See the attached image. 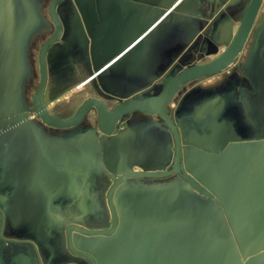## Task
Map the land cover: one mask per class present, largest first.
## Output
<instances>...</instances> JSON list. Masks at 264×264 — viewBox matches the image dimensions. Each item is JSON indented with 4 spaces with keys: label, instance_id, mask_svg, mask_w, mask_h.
I'll return each mask as SVG.
<instances>
[{
    "label": "crops",
    "instance_id": "crops-1",
    "mask_svg": "<svg viewBox=\"0 0 264 264\" xmlns=\"http://www.w3.org/2000/svg\"><path fill=\"white\" fill-rule=\"evenodd\" d=\"M75 1L88 14V22L92 20L90 10ZM169 1L164 0L160 6L155 1L146 2L145 5L152 6L154 13L159 15L163 10H168ZM134 2L142 4V1ZM234 4V0H182L179 6L185 13L183 25L190 28L183 48L190 44L196 46L206 38L213 43L233 40L234 25L227 22V12H233ZM95 8L98 12L97 3ZM121 9L120 4L114 2L107 12L116 15ZM135 11L138 16H149L141 8ZM222 15H226V20L222 21ZM173 18L176 17L168 11L160 18L163 19L160 24L155 26L159 18L154 21L142 39L121 59L127 62L131 55H135L142 61L150 47L151 64L156 62L159 56L155 47L160 45L156 41L162 37L161 27ZM85 28L88 29L86 22ZM249 37L243 52L227 70L185 86L173 109L170 108L172 105L168 108V113L177 122L185 146L184 172L205 179V170L199 164L205 162L204 166H208L215 159L211 172L216 176L207 183L216 181L231 190V194L224 197L226 191L215 189L221 207L226 208V199L231 205L239 202L242 200V190L259 178L263 181L261 190L255 195L252 211L243 224H254L252 235L247 237L258 240L256 245L259 252L264 250V52L253 43L256 38H252L251 34ZM86 39L95 64L93 37L90 34ZM108 90L112 93V89ZM34 96L33 107L23 112L24 116L10 123L0 120L1 132L17 127L11 132L6 149L0 146V157L3 151L6 152L0 158V197L8 194L6 201L0 199V264H18V260L22 261L21 264H91L69 250L67 230L73 225L91 231L110 230L113 214L108 194L115 180L129 168L134 172L148 170L149 173L159 172L167 164L171 168L174 162L173 137L158 115L142 112L124 117L111 136L98 137L92 127H87L86 133H83V127H86L83 124L67 129L51 128L38 116L30 120L25 118L35 110ZM120 97L129 99L127 95ZM46 101H49L47 96ZM215 117L220 120L215 121ZM138 122L144 123L137 125ZM153 122L156 125H148ZM120 125L124 126L123 130ZM152 137L161 144L157 147V159L148 165L140 143L143 140L147 145V154L153 155ZM189 161H193V167L188 170ZM250 171L254 174H250ZM236 178L239 179L237 183L230 180ZM34 180L41 182L43 191ZM173 180L182 179L177 175L158 180L134 177L120 183L112 194L119 218L114 235L107 238L89 237L72 230L73 248L96 258L97 253L91 245L101 244L98 253L108 259V263L98 261V264H112L115 257L122 253L124 258L118 264H176L174 254L181 248L190 245L221 248L215 243L216 239L204 237L199 231L182 232L184 227H168L162 231L169 234L156 235L147 241L140 239V242L121 235L126 234L124 230L127 228L125 202L130 207L126 217L132 218L134 225L143 223L146 226L150 222H163L168 216H175L178 201L183 204L186 197L184 200L174 195L164 197L160 189ZM162 197L164 200L160 201ZM225 217L233 220L234 211L225 210ZM120 229L117 246L113 243ZM33 230L39 232L33 234ZM176 231L178 233H174ZM108 239L112 244H104ZM175 239H178V243L173 245L171 240L175 242ZM221 257L219 255L214 262L196 264H221Z\"/></svg>",
    "mask_w": 264,
    "mask_h": 264
},
{
    "label": "rangeland",
    "instance_id": "rangeland-1",
    "mask_svg": "<svg viewBox=\"0 0 264 264\" xmlns=\"http://www.w3.org/2000/svg\"><path fill=\"white\" fill-rule=\"evenodd\" d=\"M51 1L0 0V120H4L6 123L24 116L22 113L30 111V107H33L32 97L36 94L40 83L39 51L55 30L49 14ZM250 1L237 0L232 6L234 10L227 18V22H230L229 24L233 22L234 25L232 38L240 26L243 10ZM219 5L221 6L222 3ZM259 9L261 12L258 11L250 34L252 38H256L253 43L264 52V11H262L264 0H261ZM57 10L63 23L64 33L62 39L50 50L48 55L49 85L46 96L49 101L57 99L70 91L72 87L74 88L85 81L95 72L97 66L90 56L89 43L87 44L86 38L89 35L85 28V19H88L89 16L86 11L82 10L75 0H65ZM15 12L18 16L16 23L12 21ZM221 19L222 21L226 20V15H222ZM183 24L182 18L176 16L173 20L168 19L162 25V37L156 41L160 45L155 47L159 57L153 64L149 57V47L144 59L136 67L129 61L126 65L116 63L83 89L54 106L50 112L64 119L72 116L88 98L101 99L108 104L109 109H112L123 100L120 95H127L130 99L157 95L162 88V79L167 73L176 75L194 66L206 64L213 59L211 56L221 54L227 49L230 40L211 43L204 47L203 42L197 43L196 46L193 44V47L190 44L185 50L183 42L187 39L186 34L190 28ZM15 31L18 33L17 38L14 35ZM183 51L185 55H183ZM108 88L112 89L114 94L108 93ZM181 91L172 100L171 109L176 104ZM96 120L97 113L92 110L81 123L86 126L83 127L85 129L83 133H86L87 127H92L98 137L102 136L98 132ZM141 123L144 122H138L137 125H141ZM148 125L156 124L153 122ZM120 127L123 130L124 126L120 125ZM142 142L144 141L142 140ZM167 168L170 170V166ZM155 173H160V171ZM250 174L253 175L254 172L250 171ZM262 174H264V170ZM174 180L168 181V186L160 188L163 196L174 195L181 200L186 197V201L183 204L178 201L179 207L174 212V217L168 216L163 222H150L144 226L142 231L131 228L137 238L147 241L146 236L152 235L155 231L156 235L160 236L169 234L162 231L168 227H184L182 232L199 231L203 233L204 237L216 239L215 243L221 246V253L223 258H226V264H238L240 260L244 263L249 258L250 264H264V250L246 260L240 250V244L248 245L250 243L249 238L243 236L240 230L246 216L252 211L256 200L255 195L263 186L261 178L241 191L243 195L239 202L231 205L226 199L224 202L226 208L222 207V212L211 201L219 200V194L209 197L198 192L184 180ZM210 187L214 190L226 191L224 197L231 194L229 188H225L224 185L216 181L210 182ZM159 200L163 201L164 198ZM158 203L160 202L158 201ZM225 210L234 211L233 220L225 217ZM126 227L130 228L127 224ZM123 257L122 253L120 258ZM120 258L116 257L112 264H118L122 260ZM175 262L180 264L176 259Z\"/></svg>",
    "mask_w": 264,
    "mask_h": 264
},
{
    "label": "water",
    "instance_id": "water-1",
    "mask_svg": "<svg viewBox=\"0 0 264 264\" xmlns=\"http://www.w3.org/2000/svg\"><path fill=\"white\" fill-rule=\"evenodd\" d=\"M181 1L182 0H178L174 4V7L171 5L172 8L170 11L174 17L176 16H179L181 18L184 17L183 15L185 13L182 12V9L179 6ZM64 2L65 0H52L51 1V4L49 6V14H50V19L55 26V31L42 45L40 52H39L40 84H39V87L35 95L36 98H35L34 106H36V108L38 109V117L40 118V120L48 127L55 128V129L73 128V127L80 125L84 121L85 117L87 116L89 112H91L92 110H95L97 113V126H98L97 128L99 132L103 134L104 136H111L112 134L116 132L117 130L116 128L118 124L124 117L132 116L136 112H142L147 115H158L164 121L168 129L170 130V133L174 140V152H173L174 162L170 170H168L167 168L168 164L165 168H163L160 171V173H149L148 170H145L144 172H134L132 171L131 168H129L131 170L128 169L127 171L123 172L115 180L108 194V202H109V205H110V208L113 214V220H114V224L111 230L91 231V230H86V229H83L75 225L70 226V228L67 230L69 250L73 254L77 255L78 257L87 259L88 261L91 262V264H98V261H96V259L92 255L73 248L72 241H71V231L78 230L85 236H89V237L107 238L113 235L118 228L119 220H118V215H117V212H116L113 200H112V194H113L114 189L123 181L130 179V178H134V177L144 178L148 180H158V179H165L173 175H177L182 180L186 181L191 186H193L198 192L204 193L208 195L209 197L217 195L216 191L210 187L209 183L202 182L198 180L197 178L191 176L189 173L184 172L182 165L184 162L185 146H184L182 137L180 135L177 122L172 117H170L168 113V108L170 107L172 100L178 95V93L186 85L196 82L198 80H201L203 78H206L208 76H212V75H216L221 72H224L232 65L234 59L239 54H241L245 48V45L249 38V34L251 32V29L254 25V21L258 14L261 0H251L250 3L244 8L238 31L234 39L229 42L227 49L221 55L213 58L210 62L206 64L186 69L179 74L170 75L169 73H167L166 76L163 77L162 79V88H161V91L157 95L148 96V97L139 98V99L138 98L127 99L123 97V100L117 103L115 107L112 109H109L108 104L105 101L92 97V98L86 99L71 117L67 119H60L55 114L51 113L50 110L54 106L59 104V102H61L64 98H66L72 92H75L78 88H80V86L87 83L89 80L94 79L95 77L98 76V74H102L104 71H106V69H108L115 63L114 62L113 64H110V66H106L100 71L96 69V72L92 76H90L89 79L83 82L81 85L75 87L70 92L62 95L61 97H58L57 99L53 101H49V102L46 101V93H47V86H48L47 85L48 84V54H49V51L63 37V23L60 19L57 9ZM167 9L169 10V6L167 7ZM191 16H193L192 13H191ZM162 20L163 19H160L159 22L155 24V26L160 24ZM85 22L88 26L87 19H85ZM87 32H88V35L91 34V32L89 31V28L87 29ZM131 47L132 45L129 46L127 50L130 49ZM107 92L111 93L109 90H107ZM33 117H36L34 112L29 114L25 118H28L30 120ZM9 126H12V125H9ZM16 128L17 127H14L13 129L7 130V131L6 130L2 132L0 131V146H2L3 148L6 147V142L11 132ZM5 154L6 152L3 151L0 158L2 159V156ZM17 158H18V155H16V159ZM1 159H0V163H1ZM155 159H157L155 154L150 155V156L147 155L146 164L148 165L153 164ZM147 160H149V162ZM167 163H168V160H167ZM189 163H188V170L193 167V161H189ZM37 182H38L37 180L36 181L34 180V183H37ZM7 196L8 194H6L4 201L7 200ZM211 201L222 212V207L219 201L214 200V199ZM124 218L127 219L126 216H124ZM35 220L39 221L40 219L35 218ZM253 227H254V224L252 222L245 224L241 228L240 233L245 237L247 235H252ZM177 240L178 239H175V242H172L171 240V243H174L173 245H176L178 243ZM99 247L100 246L97 247V246L91 245V248L94 249L95 251H98ZM221 252H222L221 248L210 247L208 245H206V247L201 246V245H190L188 247L181 248L179 251H176L174 254V258L178 256L179 258H175V259L180 264H186L184 263L185 262L184 260L188 262L187 264H196L198 262L210 263L216 260L218 256L222 254ZM71 264H75V263H71ZM238 264H243V261L240 260Z\"/></svg>",
    "mask_w": 264,
    "mask_h": 264
},
{
    "label": "bare ground",
    "instance_id": "bare-ground-1",
    "mask_svg": "<svg viewBox=\"0 0 264 264\" xmlns=\"http://www.w3.org/2000/svg\"><path fill=\"white\" fill-rule=\"evenodd\" d=\"M77 1L80 2L81 7L85 6L91 12L92 20L88 22V28L93 37V52L95 57V64L97 65L96 67L99 71L105 68L106 66H109L110 64L114 63L115 61L121 59V56H125V53L127 51H130V49L136 44V42L140 41L142 37L147 33V31L153 25V22L156 21L158 18L160 19L161 17H163V15L170 11L172 6L176 2V0H170L169 10L162 11L161 14L157 15L154 13V8H152V6L150 5H145V3H153L155 1L160 6L164 0H138L142 1V4L135 3L134 0H132L131 2H124L121 0H97V2L95 0ZM114 2L120 4L122 9L116 15H111L109 14V12H107V8L111 7ZM96 3L98 5V12L95 8ZM140 8L148 12L149 16L143 17L136 15L135 10H138ZM126 11H129L130 13H127ZM131 45L132 47L127 50V48ZM134 57L135 55H131L128 58V61L131 62ZM214 160L213 162L208 164V166H204L205 162L203 164H199V166H203V169L205 170L203 175H206V178L203 179L197 176L198 180L202 182H208L209 179L216 176L211 172L212 165L215 166ZM230 180L234 183L239 182L237 181L239 180L237 178L236 180ZM249 238L251 240V243L249 245L240 244V250L244 255V260L256 254L258 251L256 245V241L258 240H256V238H253L252 236ZM262 243H264V239L262 240ZM127 244L130 245V242L127 241ZM221 256L222 254L220 255V257ZM250 263L251 260L249 258L243 264ZM221 264H226L223 256L221 257Z\"/></svg>",
    "mask_w": 264,
    "mask_h": 264
},
{
    "label": "flooded vegetation",
    "instance_id": "flooded-vegetation-1",
    "mask_svg": "<svg viewBox=\"0 0 264 264\" xmlns=\"http://www.w3.org/2000/svg\"><path fill=\"white\" fill-rule=\"evenodd\" d=\"M167 5V4H166ZM232 9V8H231ZM231 9H229V10H231ZM232 11V10H231ZM231 11H229V12H227V14H228V16H230V13H231ZM55 31V30H54ZM63 33H64V31H63ZM53 34V33H52ZM46 42V41H45ZM204 43H205V45H207V46H209V45H211V43H213V42H210L209 41V39L208 38H206V40H204L203 41ZM40 52V51H39ZM50 52V51H49ZM222 54V53H221ZM221 54H218V55H215V56H213V58H215V57H217V56H219V55H221ZM49 55V54H48ZM117 60V59H116ZM139 62H140V60H138L137 59V57L135 56L132 60H131V63L133 64V66H137L138 64H139ZM210 62V61H209ZM116 63H123V65H126L127 64V62L125 61V60H123V59H119V60H117V61H115V63H114V65L116 64ZM113 64V63H112ZM110 66V65H109ZM199 66V65H198ZM40 67V66H39ZM111 67H113V65L111 66ZM111 67H109V68H111ZM195 67V66H194ZM40 70V69H39ZM107 70V69H106ZM98 75H100V74H98ZM90 78V77H89ZM89 78H87V79H89ZM86 79V80H87ZM85 80V81H86ZM94 79H91V80H89L87 83H85V84H83L82 86H80V88H78L75 92H72L70 95H72V94H74V93H76V92H78L80 89H83L88 83H90L91 81H93ZM85 81H83V82H85ZM82 82V83H83ZM82 83H80L79 85H81ZM40 84V83H39ZM47 85H49V72H48V84ZM79 85H77V86H79ZM76 86V87H77ZM39 87V86H38ZM48 87V86H47ZM75 88V87H74ZM73 87H72V89L71 90H73L74 89ZM70 90V91H71ZM70 91H68V92H70ZM37 92V91H36ZM67 92V93H68ZM66 94V93H65ZM36 95V94H35ZM70 95H68L67 97H69ZM61 97V96H60ZM67 97L66 98H64L62 101H64L65 99H67ZM36 98V96H34V99ZM61 101V102H62ZM60 103V102H59ZM34 114H35V116H38V109L36 108V106H35V110H34ZM54 114V113H53ZM57 116V115H56ZM58 118H60V119H63V118H61V117H59V116H57ZM71 117V116H70ZM64 119H67V118H64ZM96 126H97V120H96ZM98 127V126H97ZM98 132H99V130H98ZM100 133V132H99ZM101 134V133H100ZM101 135H103V134H101ZM108 155V154H107ZM38 183V186L40 187V189L43 191V189L41 188V182H37ZM6 196H3L2 198L0 197V199L1 200H4V198H5ZM134 198V197H133ZM133 198H132V200H133ZM124 208L126 209V211H128V212H130V207L126 204V202H125V206H124ZM128 212L126 213L127 215H129L128 214ZM127 215H125V216H127ZM132 216V215H131ZM132 219V218H131ZM131 219H130V217L129 218H127V219H125L126 220V224L130 227V228H126L124 231H126L125 233L126 234H124V233H121V229L119 230V232H118V234L119 235H116V240H115V243H113V244H116L117 246H119L118 244V239H119V237H120V233H121V235H127L128 237H130V238H132V239H134V240H136V241H138V242H140V238H137L135 235H134V233H133V231H132V229L131 228H133V229H137L138 231L139 230H141L142 228H144V224L143 223H141L140 225H138V224H132L134 221L132 220V223H131ZM118 220H119V218H118ZM113 224H114V220H113ZM146 226L148 225V224H145ZM113 227V226H112ZM111 230V229H110ZM39 231L38 230H33L32 231V233L33 234H37ZM156 231L155 232H153V234L152 235H148V236H146V238L148 239V238H152V237H154V236H156ZM114 235V234H113ZM130 235H132V236H130ZM112 236V235H111ZM111 238V237H110ZM125 239V238H124ZM104 240H106V239H104ZM111 241H112V239H111ZM104 242V241H103ZM143 242V241H142ZM106 243H109V244H112L111 242H109V239L104 243V244H106ZM10 245V244H9ZM98 246H101V244H99ZM97 246V247H98ZM96 253H97V259H96V261H99V262H105V263H108V259H106V258H102V256L101 255H99V253H98V251H96ZM116 257H121V254H119L118 256H116ZM115 257V258H116ZM124 258V257H123ZM123 258H120V259H123ZM120 261H122V260H120ZM21 262L22 261H20V260H18V264H21Z\"/></svg>",
    "mask_w": 264,
    "mask_h": 264
},
{
    "label": "trees",
    "instance_id": "trees-1",
    "mask_svg": "<svg viewBox=\"0 0 264 264\" xmlns=\"http://www.w3.org/2000/svg\"><path fill=\"white\" fill-rule=\"evenodd\" d=\"M14 23H16L17 21H18V16H17V14H16V12H15V17H14V19L12 20ZM14 35H15V37L17 38L18 37V33H17V31H15V33H14ZM210 92V91H209ZM207 102V101H206ZM206 102H205V104H206ZM208 117H211V116H208ZM216 120H220L219 119V117H215V121ZM151 137V136H150ZM152 139V141H153V152H154V154L156 155L157 154V147H159V145L161 144V142H160V144H159V142L156 140V139H154L153 137L151 138ZM187 138L185 137V140H186ZM161 141V140H160ZM188 140H186V142H187ZM140 147H141V151H142V153H143V155L144 156H147L148 154H147V145H146V143L145 142H142L141 141V143H140ZM152 157H154V156H152ZM169 158H167V160H168ZM148 162H149V160H147ZM190 164V163H189ZM130 236H132V235H130Z\"/></svg>",
    "mask_w": 264,
    "mask_h": 264
}]
</instances>
